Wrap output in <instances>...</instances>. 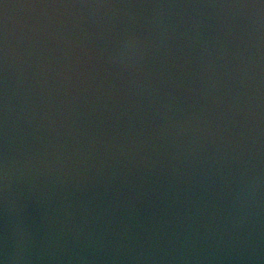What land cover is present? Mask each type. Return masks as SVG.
Listing matches in <instances>:
<instances>
[{
    "label": "water",
    "instance_id": "water-1",
    "mask_svg": "<svg viewBox=\"0 0 264 264\" xmlns=\"http://www.w3.org/2000/svg\"><path fill=\"white\" fill-rule=\"evenodd\" d=\"M0 264H264V0H0Z\"/></svg>",
    "mask_w": 264,
    "mask_h": 264
}]
</instances>
